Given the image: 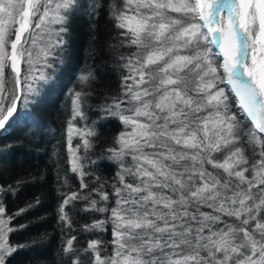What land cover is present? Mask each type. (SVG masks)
<instances>
[{
    "label": "snow or ice",
    "instance_id": "6c2138e0",
    "mask_svg": "<svg viewBox=\"0 0 264 264\" xmlns=\"http://www.w3.org/2000/svg\"><path fill=\"white\" fill-rule=\"evenodd\" d=\"M85 16L110 25L117 86L98 91L89 66L68 93L79 185L61 193L59 264H264V0H0V138L21 118L45 138L42 105ZM110 118L125 129L111 142L97 130ZM13 159L0 146V177ZM25 183L0 181V264L16 251L6 200ZM76 209L93 214L85 243Z\"/></svg>",
    "mask_w": 264,
    "mask_h": 264
},
{
    "label": "trees",
    "instance_id": "16d2710c",
    "mask_svg": "<svg viewBox=\"0 0 264 264\" xmlns=\"http://www.w3.org/2000/svg\"><path fill=\"white\" fill-rule=\"evenodd\" d=\"M109 28L104 20L90 26L86 16L77 18L72 24L64 64L57 69L54 78L58 79L57 87L42 105L47 124L45 138L41 140L36 135L37 128L30 118L17 119L13 124L14 133L0 138V146L7 144L14 154V159L7 165L8 173L0 177V181L10 183L15 178L26 181L15 197L6 200V215L19 213L9 221L13 231L7 234V240L10 245L16 246V251L9 257L10 264H59L65 238L58 219L61 193L76 190L79 185L76 174L70 171L71 158L66 141L65 128L71 111V96L68 93L78 87L75 77L89 66L102 69L105 73V78L97 81L98 91L107 92L116 88L117 78L111 71L110 53L106 47L107 43H114L110 40ZM96 100L93 96L90 103L95 104ZM89 116L90 120L96 119L94 112ZM12 121L13 118H10L9 123ZM110 121L105 122L106 126L102 128L98 125L97 129L98 134L109 142L123 131V125L116 118H110ZM78 142L79 138L73 137L72 147L75 148ZM78 155H83V149ZM115 168V164L108 162L103 168L105 177L112 176ZM65 180L67 183H64ZM29 204L33 206L28 208ZM20 209L26 211L20 212ZM73 219L79 233L77 239L85 243V238L93 234L81 232L80 227L91 224L93 214L76 209ZM110 229L109 225V231L101 234L106 240L111 239Z\"/></svg>",
    "mask_w": 264,
    "mask_h": 264
},
{
    "label": "bare ground",
    "instance_id": "6f19581e",
    "mask_svg": "<svg viewBox=\"0 0 264 264\" xmlns=\"http://www.w3.org/2000/svg\"><path fill=\"white\" fill-rule=\"evenodd\" d=\"M213 49H214L215 52H216V51H219V49L216 48L215 46H213Z\"/></svg>",
    "mask_w": 264,
    "mask_h": 264
},
{
    "label": "rangeland",
    "instance_id": "374dc122",
    "mask_svg": "<svg viewBox=\"0 0 264 264\" xmlns=\"http://www.w3.org/2000/svg\"><path fill=\"white\" fill-rule=\"evenodd\" d=\"M213 52H215V51H213ZM223 86V85H222ZM125 129L123 128V131H124ZM79 138V137H78Z\"/></svg>",
    "mask_w": 264,
    "mask_h": 264
},
{
    "label": "water",
    "instance_id": "95a60500",
    "mask_svg": "<svg viewBox=\"0 0 264 264\" xmlns=\"http://www.w3.org/2000/svg\"><path fill=\"white\" fill-rule=\"evenodd\" d=\"M213 51H214V49H213Z\"/></svg>",
    "mask_w": 264,
    "mask_h": 264
}]
</instances>
